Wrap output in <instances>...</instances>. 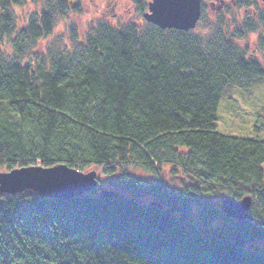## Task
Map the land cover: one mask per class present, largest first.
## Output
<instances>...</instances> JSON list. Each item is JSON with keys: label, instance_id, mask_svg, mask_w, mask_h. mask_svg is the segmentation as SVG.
Instances as JSON below:
<instances>
[{"label": "trees", "instance_id": "16d2710c", "mask_svg": "<svg viewBox=\"0 0 264 264\" xmlns=\"http://www.w3.org/2000/svg\"><path fill=\"white\" fill-rule=\"evenodd\" d=\"M130 1L143 26L98 21L81 37L68 24L63 47L42 52L38 42L81 4L0 0V168L94 167L123 191L0 193V264H264V141L217 130L228 90L264 81V65L237 42L262 33L264 49V10L234 0L252 9L243 24L219 15L202 35L145 22L152 0ZM39 2L19 25L13 7ZM167 166L189 179L182 190L157 177ZM217 191L251 196L250 219L225 215L209 199Z\"/></svg>", "mask_w": 264, "mask_h": 264}, {"label": "rangeland", "instance_id": "374dc122", "mask_svg": "<svg viewBox=\"0 0 264 264\" xmlns=\"http://www.w3.org/2000/svg\"><path fill=\"white\" fill-rule=\"evenodd\" d=\"M222 1L221 6L219 2ZM234 0H212L206 2V17L197 26L196 33L208 35L213 28L218 27L217 17L221 15L232 29L242 25L245 18L250 15L252 9L239 8ZM257 6L264 10V0H253ZM147 4L146 1H142ZM81 4L82 11L69 15L68 18H61L56 25L54 35L37 44L38 51L56 52L66 41L68 24H74L81 37L86 36L96 26L98 21H107L114 27H121L125 24L134 23L143 26L142 13L138 4L130 0H77ZM44 2L28 3L22 7H13L19 25H25L27 18L35 12L41 10ZM221 7V8H219ZM254 9V8H253ZM147 10V9H146ZM148 11V10H147ZM145 21V20H144ZM146 22V21H145ZM262 33L248 34L237 42L249 49L260 63L264 65V49L260 46ZM217 130L224 134H229L236 138H251L264 141V81H256L250 90H240L230 88L221 101L218 111ZM39 166V165H38ZM96 171L98 173L99 187L95 191L99 194L100 190L113 192H123L122 189L112 185V179L102 173L101 169L89 168L87 172ZM0 172H8L7 169L0 168ZM132 174L144 175L146 173L139 169H133ZM143 176V177H144ZM166 187L174 190H182L189 182V179L180 171L175 172L173 168L167 166L157 176ZM128 196H131L128 194ZM209 199L217 206L222 208L223 201L236 200L230 194L218 192L209 196ZM253 199V198H252ZM153 200L151 195H144L140 201L149 203Z\"/></svg>", "mask_w": 264, "mask_h": 264}, {"label": "water", "instance_id": "95a60500", "mask_svg": "<svg viewBox=\"0 0 264 264\" xmlns=\"http://www.w3.org/2000/svg\"><path fill=\"white\" fill-rule=\"evenodd\" d=\"M203 3V0H152L144 19L162 30L190 32L197 28L202 18ZM98 187L96 171L84 173L67 165L52 168L31 166L0 172V193L5 195L33 192L43 198L68 200L94 193ZM99 194L101 198L119 196L108 190H100ZM253 204L252 197L247 196L241 202L227 199L222 208L228 217L245 220L250 219L248 211ZM152 205L161 206L154 202Z\"/></svg>", "mask_w": 264, "mask_h": 264}]
</instances>
